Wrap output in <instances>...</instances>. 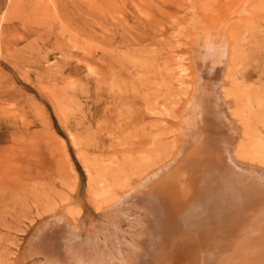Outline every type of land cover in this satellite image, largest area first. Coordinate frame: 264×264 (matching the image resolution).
I'll list each match as a JSON object with an SVG mask.
<instances>
[{"label":"rangeland","instance_id":"obj_1","mask_svg":"<svg viewBox=\"0 0 264 264\" xmlns=\"http://www.w3.org/2000/svg\"><path fill=\"white\" fill-rule=\"evenodd\" d=\"M262 176L264 0H0V264H264Z\"/></svg>","mask_w":264,"mask_h":264},{"label":"bare ground","instance_id":"obj_2","mask_svg":"<svg viewBox=\"0 0 264 264\" xmlns=\"http://www.w3.org/2000/svg\"><path fill=\"white\" fill-rule=\"evenodd\" d=\"M220 50H221V49H220ZM224 51H225V50H224ZM225 54H226V53H225ZM227 55H228V54H227ZM221 64H222V63H221ZM218 73H219V72H218ZM218 73H217V74H218ZM223 75H224V74H223ZM227 75H228V74H227ZM236 76H237V75H236ZM234 78H235V77H234ZM236 78H237V77H236ZM225 79H226V78H225ZM231 79H232V78H230V79H228V80H230V82H231ZM234 80H235V79H234ZM236 81H237V84H236V86L233 88V90H234V92H233V96L237 99V102H239V103L241 104V103L243 102L244 97H246L245 95L247 94L249 88H247L246 86H244V87L241 86L242 83L239 84V82H238L237 79L235 80V82H236ZM222 84H223V83H222ZM231 85H232V84H231ZM233 86H234V85H233ZM233 86H231V88H232ZM231 97H232V96H231ZM215 100H216V99H215ZM221 100H222V99H221ZM228 100H229V99H228ZM228 100H227V101L225 100L226 103L228 102ZM258 100H259V99H258ZM219 101H220V100H219ZM244 101H245V99H244ZM212 102H213V101H212ZM223 102H224V101H222V103H223ZM229 102H230V100H229ZM222 103H221V105H222ZM226 103H224V104H226ZM211 104H212V103H211ZM219 104H220V103H219ZM224 104H223V105H224ZM228 104H229V103H228ZM237 104H238V103H236V105H237ZM213 105L215 106L214 103H213ZM226 105H227V104H226ZM241 105H242V104H241ZM241 105H240V106H241ZM244 105H245V104H244ZM244 105L242 106V108L246 106V105H245V106H244ZM210 106H212V105H210ZM214 106H213V107H214ZM219 106H220V105H219ZM237 106H238V105H237ZM237 106H236V107H237ZM240 106H239V108H240ZM247 106H248V105H247ZM247 106H246V107H247ZM220 107H221V106H220ZM225 107H226V106H225ZM236 107H235V108H236ZM249 107H250V106H249ZM222 108H223V107H222ZM222 108L217 107V109L215 108V110H213V108H212L213 111H211V110H210V111L213 112V114H211L210 111L208 110L209 113H210V115H211V116L209 115L210 118L213 117L214 115H215V116H216V115H218V116H219V115H222V114H223L222 111H224V110H222ZM239 108H238V109H239ZM242 108H241V110H242ZM209 109H210V107H209ZM236 109H237V108H236ZM246 109H247V108H246ZM248 109H249V108H248ZM252 110H254V109H252ZM234 111H235V110H234ZM249 111H250V110H249ZM235 112H236V111H235ZM239 112H241V111H239ZM245 112H247V111H245ZM245 112H244V113H245ZM252 112H253V111H252ZM252 112H251V113H252ZM207 113H208V112H207ZM209 113H208V114H209ZM233 113H234V112H233ZM237 113H238V112H237ZM241 113H243V111H242ZM249 113H250V112H249ZM254 113H255V112H254ZM238 114H239V113H238ZM212 115H213V116H212ZM227 115H228V114H227ZM235 115H236V114H235ZM239 115H240V114H239ZM242 115H243V114H242ZM245 115H248V114H245ZM252 115H253V114H252ZM252 115H251V116H252ZM255 115H256V114H255ZM255 115H254V117H255ZM258 115H259V114H258ZM225 116H226V115H225ZM236 116H237V115H236ZM248 116H250V115H248ZM248 116H247V117H248ZM228 117H229V116H228ZM238 117H240V116H238ZM247 117H246V118H247ZM252 117H253V116H252ZM258 117H259V116H258ZM207 118H208V116H207ZM232 118H233V117H232ZM242 118H243V117H242ZM242 118H241V120H242ZM239 119H240V118H239ZM248 119H249V118H248ZM252 119H253V118H252ZM255 119L257 120L256 117L254 118V120H255ZM254 120H253V121H254ZM216 121H217V120H216ZM226 121H227V120H226ZM238 121H239V120H238ZM242 121H243V122H244V121L246 122L247 120H242ZM253 121H251V122H253ZM231 122H233V121H231ZM220 123H221V121H220ZM248 123H249V122H248ZM208 124H209V123H208ZM241 124H242V123H241ZM250 124H251V123H250ZM245 125H247V124H244V126H245ZM251 125H252V124H251ZM235 126H236V125H235ZM240 126H241V125H240ZM244 126H243V127H244ZM252 127H253V126H252ZM255 127H256V126H255ZM232 128H233V127H232ZM241 129H242V128H241ZM250 129H251V128H250ZM250 129H249V130H250ZM255 129H256V128H255ZM218 131H219V129H218ZM223 131H224V130H223ZM245 131H246V134H247V129H246V130L244 129L243 132L245 133ZM252 132H253V131H252ZM220 133H221V132H220ZM231 133H232V132H231ZM244 133H243V134H244ZM256 133L258 134L257 129H256ZM246 134H244V135L246 136ZM250 134H251V133H250ZM252 134H253V133H252ZM230 135H231V134H230ZM239 135H240V134H239ZM247 135H248V134H247ZM245 136H244V137H245ZM249 136H250V135H249ZM221 137H224V136H221ZM244 137H243V139H244ZM250 138H251V136H250ZM254 138H255V137H254ZM254 138H253V139H254ZM244 140H246V139H244ZM241 141H242V140H241ZM241 141H239V142H241ZM246 141H247V140H246ZM249 141H251V140H249ZM249 144H250V143H249ZM257 145H258V144H257ZM253 146H254V145H253ZM238 148L241 149V148H242L241 145H240V147L238 146ZM249 148H251V147H249ZM228 150H229V149H228ZM236 150H237V149H236ZM244 150H245V149H244ZM237 151H238V150H237ZM237 151H236V153H237ZM240 151H241V150H240ZM245 151H247V150H245ZM229 153H230V152H229ZM226 154H227V153H226ZM226 154H225V155H226ZM239 154H240V153H239ZM236 155H237V154H236ZM249 155H250V154H249ZM227 156H228V155H227ZM232 156H233V155H232ZM237 156L239 157V155H237ZM228 157H229V156H228ZM243 157H244L243 160H245V159L247 160V159H248V158L246 157V154H245V156H243ZM239 158H240V157H239ZM225 159H226V158H225ZM250 159H251V158H250ZM253 159H255V158H253ZM223 160H224V158H223ZM235 160H236V159H235ZM256 160H257V159H256ZM230 161H231V160H230ZM232 161H233V160H232ZM236 161H237V160H236ZM238 162H239V161H238ZM260 162H261V161H260ZM231 163H233V162H231ZM236 163H237V162H236ZM241 163H243V162L241 161ZM241 163H240V164H241ZM237 164H238V163H237ZM240 164H239V165H240ZM245 164H246V163H245ZM239 165H238V166H239ZM242 165H244V163H243ZM244 166H245V165H244ZM246 166H247V165H246ZM246 166H245V167H246ZM248 166H249V165H248ZM240 167H241V166H240ZM250 168H251V166H250ZM253 168H256V167L253 166ZM247 170H248V169H247ZM256 171H257V169H256ZM244 172H245V171H244ZM248 173H249V172H248ZM260 173H261V172H260ZM246 174H247V173H246ZM262 175H263V174H262ZM259 176H260V175H259ZM261 178H264V177L262 176ZM263 180H264V179H263ZM5 182H6V181H5ZM21 182H22V181H21ZM7 184H8V183H7ZM11 186H12V185H11ZM30 188H31V186H30ZM31 191H32V190H31ZM28 192H29V191H28ZM7 193H8V192H7V188H2V187H0V194H1V195H6ZM34 196H35V195H34ZM24 197H25V196H24Z\"/></svg>","mask_w":264,"mask_h":264}]
</instances>
